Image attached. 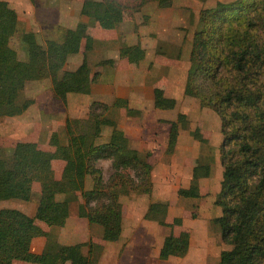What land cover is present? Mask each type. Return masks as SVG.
<instances>
[{
	"label": "trees",
	"instance_id": "16d2710c",
	"mask_svg": "<svg viewBox=\"0 0 264 264\" xmlns=\"http://www.w3.org/2000/svg\"><path fill=\"white\" fill-rule=\"evenodd\" d=\"M149 1H156L159 7L172 5V0H82L80 14L100 29L112 30L124 20L127 11L136 12ZM198 22L183 93L197 98L220 120L222 177L215 203L221 207V215L214 222L230 248L220 252L216 264H264V0L218 2L203 8ZM18 25L16 10L6 0H0V117L20 115L31 105V100L18 101L28 81L49 78L53 98L63 103L69 93L89 91L95 74L85 54L75 69H64L70 55L92 48L93 38L86 23L66 28L60 40L48 39L45 47L34 33L23 31L26 59H19L10 45ZM119 56L137 63L144 59L145 49L138 43L123 44ZM112 63V59L100 61L101 65ZM152 92L154 108L175 107L176 100L165 96L162 88L156 86ZM112 107L123 108L128 114L140 111L130 107L126 98L117 97L111 104L92 101L82 125L65 120L66 143L60 142L57 132L49 137L53 149H42L32 140H18L11 148L10 160L4 159L0 146V201H28L38 184L33 215L16 208L0 209V264H12L14 260L30 264H96L102 251L100 243H59L49 238V232L40 225L64 226L71 202L77 203L78 217L101 226L102 240L114 242L120 238V197L150 194L152 165L149 152L142 154L131 147L116 121L106 116ZM166 123V151L172 153L179 130L186 127V116L178 113L175 120ZM105 126L110 128L108 139L97 143ZM194 137L206 141L198 133ZM102 158L110 160L107 179L97 165ZM55 161L64 163L59 178L54 174ZM210 173L208 162L195 164L190 184L180 187L178 195L200 197L199 180ZM87 177L91 180L89 188ZM57 195L64 197L58 199ZM148 211L164 214L167 204L152 201ZM180 224V218H173L166 225ZM37 237L46 240L40 252H33L31 243ZM189 240L187 231L170 232L161 243L158 258L184 256Z\"/></svg>",
	"mask_w": 264,
	"mask_h": 264
},
{
	"label": "rangeland",
	"instance_id": "374dc122",
	"mask_svg": "<svg viewBox=\"0 0 264 264\" xmlns=\"http://www.w3.org/2000/svg\"><path fill=\"white\" fill-rule=\"evenodd\" d=\"M6 1L16 10L19 17L18 31L10 38V45L19 59L27 58L26 47L21 40L23 31L34 33L38 43L45 47L46 40H60L66 28L84 22L88 25L89 34L93 38L92 48L86 53L81 51L68 57L64 69H75L85 54L91 73L95 74V80L90 84L86 94L69 93L65 103L53 98L49 78L26 82L18 94V101L31 100V105L18 116L0 117L2 156L10 160L11 148L18 140L30 139L42 149H53L49 144V137L52 132H57L60 142L66 143L65 120L68 119L71 125L75 126L84 123L90 103L100 101V85L104 84V78L109 75L115 77L117 82H121L120 78L127 76L130 81L134 77L139 78L142 73L147 74V71L148 79L154 78L149 85L152 89L157 85L163 92L167 85L176 88L177 83H173L172 77L182 79V76L185 77L187 74L192 36L199 26V12L203 8L215 6L218 2L233 0H172L169 7H159L156 1H149L136 12L127 11L125 21L115 29L107 31L100 29L88 17L80 15L78 6L82 0H34V3L30 0ZM141 41L145 42L144 49L147 51L142 62H123L118 58L115 65L112 63L114 66L112 72L108 69L112 65L100 64V61L110 59L109 56L119 50L121 45L135 42L141 45ZM165 55L176 60L167 61L168 58L161 57ZM183 63L186 67H182ZM154 66H158L157 71ZM171 68L173 72L170 71ZM166 75L171 76V79L167 84H162V77H167ZM122 85L126 86L124 83ZM180 91L182 90L174 97L175 107L165 109V112L161 113L164 114L162 115L164 118L169 119H160L161 123L158 126L162 128H156L158 131L155 132L153 140L151 138L143 144L130 142L133 148L135 145L141 147L142 154L146 152L150 154L148 161L152 165V191L150 194L131 193L120 197L123 211L120 238L114 242L102 240L101 226L90 224L85 218L78 217L76 202H71V211L64 226L54 228L40 223L42 228L49 232V238L64 244L89 240L100 243L102 251L96 264L217 263L220 252L230 248L222 240L220 228L214 222V218L221 215V207L215 203L222 177V166L219 161V145L222 140L220 120L213 110L202 107L197 98L186 96ZM114 99L107 104H111ZM153 111L154 109L148 105H145V109L140 110L138 114H128L123 108L112 107L106 116L115 121L123 115L130 116L131 119H126L129 120L126 125L132 131L135 129L133 134H138V129L134 125L135 118L150 128L156 124ZM178 113L185 114L187 123L185 128L179 130L173 152L168 153L166 148L169 124L166 121L175 120ZM109 132L110 128L103 127L97 143L107 141ZM194 133L200 134L206 141H199L194 137ZM141 134V139L144 137L148 139L151 136L149 132ZM199 162H208L211 166L210 175L199 180L201 196L180 197L178 189L188 187L191 169ZM63 164L62 161L53 163L57 176ZM97 165L107 179L111 172L110 160L102 158ZM87 180V184H91L89 177ZM63 196L57 195V198L61 199ZM37 199L38 184H35L34 194L30 200H1L0 209L16 208L31 214L37 205ZM152 201L166 203L167 211L164 214L148 211V204ZM173 218H180L181 224L173 227L166 225ZM182 230L190 235L187 253L182 257L160 260L158 251L164 237L170 232L178 234ZM45 240V237L35 238L32 251L36 252V248L44 246Z\"/></svg>",
	"mask_w": 264,
	"mask_h": 264
},
{
	"label": "crops",
	"instance_id": "0c3cea01",
	"mask_svg": "<svg viewBox=\"0 0 264 264\" xmlns=\"http://www.w3.org/2000/svg\"><path fill=\"white\" fill-rule=\"evenodd\" d=\"M80 6H81V4L78 6L79 13H80ZM81 16H83V15H81ZM83 17H86V16H83ZM124 21H125V18L116 27H118L119 25H121ZM103 31H107V30H103ZM140 40H142V39H140ZM135 43H133V44H135ZM140 43H141V46L143 48H146L145 47V44H144L145 42L141 41ZM128 45H131V44H128ZM146 54H147V51L145 52V57H146ZM165 56H161V57L168 58V56H166V57ZM145 57H144V59H145ZM109 58L114 60L113 65L116 64V59H118V58L120 59V61L129 62L125 58H122V57L119 56V50L118 49H117V51L115 53H113L112 55H110ZM170 59L171 60H176V59L168 58L167 61H170ZM142 61H139V62H142ZM113 65H112V67L110 66L108 68L110 70V72H112L114 70V66ZM183 66L186 67L184 65V63L182 64V67ZM187 67H189L188 66V63H187ZM154 69L157 71L158 66H154ZM170 71L173 72L172 68L170 69ZM146 73L147 74H143L142 73V75H140L139 78L138 77H134L132 80L130 79V81L128 80L127 76L123 77L122 79L119 77L120 80H121V82H119V81L117 82L115 77H113V76L111 77L109 75L107 78H104V80H103L104 84L100 85V101L101 102L107 103L110 100L114 99L115 97H121V98H127L128 99L129 106L132 107V108H134V109H138V110H141L142 111V110L145 109V105H148L152 109H154L153 114H154V117L156 118L155 119L156 124H153V125H155V126H151L150 125L151 127L149 128V126H147L143 121H141V120L139 121V119L135 118L136 120H134V123H135L134 125L138 129L137 130L138 131V134H133L132 132H134L135 129L132 131V129H130L126 125L127 124L126 122L129 121V120H126V119H131L130 116L129 117H126V116L123 115V116L120 117V119L116 120V123H117L118 127L124 131L125 135L129 139V141L132 142V143H134V144H138V143L143 144L144 142H147V141L151 140V138L153 140V138L155 137V132L158 131V130H156V128L157 127L162 128L161 126H158V124L161 123L160 122L161 121L160 119H169V118H164V116H162L164 114H161V113L165 112V110L154 108V106H153V92H152L153 89H152V87H149V85L151 84V81H153L154 78H153V80H152V78L149 80L148 79V75L149 74H148L147 71H146ZM160 75L161 74H159V76ZM166 76L167 77H162V80H161L162 81V84H167L168 83V80L171 79V76H168V75H166ZM172 78H173V83L174 84L177 83L176 88H173L172 86L167 85V88H165V91H164V95L167 96V97L174 98L175 97V94L179 93V90H182L180 92H183L186 76L185 77L182 76V79H177L179 77H176V76H173ZM126 80H128V81H126ZM123 83L126 86H123L122 85ZM146 86H148V87H146ZM158 110H160V111H158ZM143 119H147V118H143ZM148 123H149V121H148ZM147 129H149V130H147ZM140 131H141V133L143 132L144 134H146V133L149 132V133H151L150 134L151 136L149 135L150 137L148 139H145L146 137H144L143 139H141L140 138V135H142V134L140 133ZM144 139H145V141H144ZM28 140H30V139H28ZM163 140H164V138L161 139V141H163ZM152 142L154 143V141H152ZM135 146H136L135 148L137 150H139V151L142 149L141 147H138L137 145H135ZM56 173L57 172H54L55 177L56 178H59V176L61 174V171L58 173V176L56 175ZM87 181L88 180L86 178V187L89 188L90 187V183L88 182L89 184H87ZM70 204H72V203H70ZM35 208H36V206H35ZM35 208L33 210V213L28 214V215H33L34 212H35ZM19 210H21V209H19ZM69 211H71L70 210V207H69ZM53 227L55 228L57 226H53ZM98 233H99V230H98ZM34 239L32 240V243H31V250H32V244H33ZM42 247L36 248V252H40L42 250ZM22 263L23 264H26V262L20 261V260H14L12 262V264H22ZM27 264H30V263H27Z\"/></svg>",
	"mask_w": 264,
	"mask_h": 264
}]
</instances>
